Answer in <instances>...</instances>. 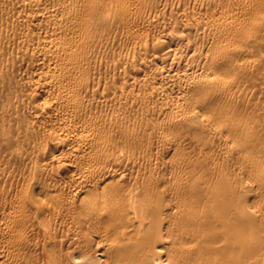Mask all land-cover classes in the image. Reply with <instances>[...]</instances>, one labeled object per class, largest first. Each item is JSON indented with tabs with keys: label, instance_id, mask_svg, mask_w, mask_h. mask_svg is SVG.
Returning a JSON list of instances; mask_svg holds the SVG:
<instances>
[{
	"label": "bare ground",
	"instance_id": "1",
	"mask_svg": "<svg viewBox=\"0 0 264 264\" xmlns=\"http://www.w3.org/2000/svg\"><path fill=\"white\" fill-rule=\"evenodd\" d=\"M0 264H264V0H0Z\"/></svg>",
	"mask_w": 264,
	"mask_h": 264
}]
</instances>
